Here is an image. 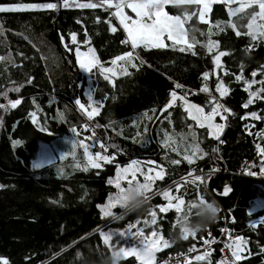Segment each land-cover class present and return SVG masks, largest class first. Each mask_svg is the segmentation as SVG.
I'll return each mask as SVG.
<instances>
[{"label": "trees", "instance_id": "trees-1", "mask_svg": "<svg viewBox=\"0 0 264 264\" xmlns=\"http://www.w3.org/2000/svg\"><path fill=\"white\" fill-rule=\"evenodd\" d=\"M77 2L87 3L89 0ZM13 3H57L58 8L0 13V24L5 30L6 40V45L0 44V55L11 54L17 65L13 67L0 62V97L3 98L6 94L10 100L21 99V104L16 108L0 112V186H3L0 187V257L8 259L9 264H107L112 253L109 246L103 243L100 233L123 229L137 219L142 222L147 217L149 208L164 203L156 195L139 210L127 212L122 218L109 223L110 220L102 217L100 207L115 192L114 186L108 181L115 177L117 164L124 167L132 160H153L167 169V175L161 181L162 186H167L174 180L183 181L181 177H187L188 171L192 169L197 170L194 173H199V169L207 172L214 167L211 157L213 139L207 136L206 130H199L188 119L180 101L169 110L171 116L167 119H163L167 115L164 113L156 121L159 114L157 111L153 121H144L148 124L149 131L143 143H133L131 139L136 131L132 126L133 122L144 113L151 115L152 109H161L173 90L178 94L190 90L189 100L205 107L206 111L209 110L207 94L199 92V88L205 83L202 73L206 71L212 76L206 83L214 95L217 76L226 82L230 92L221 100L234 113L228 117L221 137L222 143L218 147L219 157L228 172L220 176L219 183L225 185L239 178L236 174L246 164L254 166L251 170L257 171L259 156L256 146H264V139L256 133L264 131V122L242 117L247 116L250 111H256L258 115L264 113V100L256 101L248 109L243 108L248 93L244 91L243 84L235 80V75L240 74L241 64L244 65L243 75L246 79L250 78L253 70L260 72L264 65V42L246 51L248 38L236 36L231 28L213 35L211 38L219 42L220 50L229 52L222 59L228 75L224 71L215 70L211 57L203 55L199 48L195 49L197 55H192L191 52L181 53L171 47L136 50L145 63L139 70L130 69L131 76L112 78L115 87L97 73L94 77L93 100L102 102L103 107L93 120L88 121L84 117L91 126L88 130L92 133L94 129L98 140L108 145L115 144L120 151L109 147L107 154L115 156L113 163H103L99 169L84 170V155L76 151L74 159L68 154L71 147L68 143L70 132L64 118L57 117L58 111L61 112V105L81 113L74 103L75 99L87 104V81L76 63L73 48L89 45L101 63L108 64L115 56L131 50L130 45L126 47L120 42L125 39V35L117 22L113 24L117 27L115 33L108 29L107 24L96 22L97 16L102 20L108 18V13L101 8H64L62 0H0V4ZM168 9L177 14V9ZM188 10L195 8L189 6ZM209 19L227 20L223 5H214ZM78 20L80 23H77ZM193 22L197 30L189 32V39L195 37L201 42L203 35L200 30L204 31L206 25L198 22L195 17L189 23ZM236 22L238 26L243 23ZM71 33H76V44L70 42ZM40 34L55 47L67 69L60 72L58 77L48 76L35 46V39ZM64 45L69 50L64 49ZM29 76L33 80L31 84L26 83ZM176 83L182 84L183 89H175ZM20 84H23L20 91H14ZM29 113H35L37 123H33ZM169 119L172 124H168ZM110 121L115 122L114 125L105 127ZM188 125L193 126L200 147L209 153L191 166L182 159V155L177 156L170 149L161 147L162 129L169 133H187ZM41 127H45L47 131H41ZM121 129L123 133L117 135ZM13 140L21 143L13 146ZM56 140L68 155L64 154L63 159L57 157L45 166L34 168L33 164L38 162L42 147L52 145ZM169 159H180L181 163L171 165ZM77 163L81 166L75 167ZM213 181L212 178L207 182L206 189L201 185L204 190L200 192L207 202L218 204L220 212L213 223L197 232L195 239L189 237L185 240L180 236L172 211L164 213L158 219L159 231L170 241V247L157 254L159 264H163L170 256L188 252L192 245L196 246L197 251L189 254L190 259L203 253L206 247L204 239L215 241L211 245V259L215 264L219 260L220 249L227 234L222 233L221 228L229 229L232 236L241 235L248 240L247 251L243 254L245 258L239 264H264V252H261L264 249V224L258 223L255 229L249 226L253 220L264 217V210L249 215L247 209L253 196L240 188H235L226 198H217L211 189ZM193 189L196 188L188 185L181 193L195 198ZM122 212V209H114V214L118 216ZM195 212V209L191 213L187 212L190 222L196 220ZM225 220L228 222L225 223ZM183 260H180L181 264ZM119 264L137 262L134 257H128ZM191 264L207 262L192 260Z\"/></svg>", "mask_w": 264, "mask_h": 264}, {"label": "snow or ice", "instance_id": "snow-or-ice-1", "mask_svg": "<svg viewBox=\"0 0 264 264\" xmlns=\"http://www.w3.org/2000/svg\"><path fill=\"white\" fill-rule=\"evenodd\" d=\"M223 5L227 10L228 19L225 21H216L215 24L210 23L209 15L213 12L214 5ZM62 6L64 8L76 7L80 9H97L101 8L108 13V18L102 20L99 16L96 17V22H103L108 25V29L115 33L117 27L113 24L118 22V27L123 29V34L125 39L120 42L126 47L130 45L131 50H126L122 55H117L112 59L111 65L116 66L118 62H123L119 65L120 71L117 72L113 67H106L101 61L94 55V50L89 48L90 58L82 54L77 47L76 49V63L79 68L87 73H93L94 69L103 76L104 80L108 81L115 87L112 77L131 76L132 72L130 69L139 70V68L145 63L141 55L136 51L138 48H153V49H165L173 48L181 53L191 52L192 55H197L194 50L195 45L200 43L195 37L189 39V32L197 30L195 27V22L193 21L195 17L196 20L202 24L208 25L207 31V42L202 44L205 47L207 53L211 57V63L215 70L224 71L225 75H228V71L224 68L221 58L229 55V52L220 50L219 42L213 40L211 37L218 32H222L225 28H231L236 36H246L249 38L250 43L246 47V51L251 48L256 47L261 42H264V0H98V2H92L89 0L87 3H80L77 0H62ZM171 6L177 9V14H170L166 9ZM189 6H195V10H188ZM57 3H13V4H0V13L18 12L26 10H57ZM236 21H242L239 26ZM77 23H80L78 20ZM241 29H246L242 31ZM205 33L201 31V35ZM3 35V31H0V36ZM71 41L73 44L77 43L76 33H71ZM87 36V33H85ZM63 39V37L61 38ZM170 42V43H168ZM85 43H88L85 40ZM67 47V46H66ZM18 55L23 56V53H18ZM26 58V57H25ZM41 59L48 60V57L41 56ZM0 62L5 64H10L13 67H17L15 60L11 54L0 55ZM244 65H240V74L235 75V80L242 82L244 85V91L248 93L246 102L242 105L243 108L248 109L250 105L254 104L258 100H264V78L254 79L257 77V71L253 70L251 72V77L253 79H245L244 75ZM260 76L264 77V65L260 68ZM203 83L199 88V92L207 94V108L199 106L197 104L191 103L188 100V95L190 92H183L178 94L176 90L171 91L170 98L166 100V103L159 110L152 109V114L144 113L142 117L138 118L133 122V127L136 128L134 135L131 137L133 143H143L146 139V134L149 131L148 124L144 123L145 120L151 122L154 119L155 113L157 111L161 113H166L167 115L163 119H167L171 116V109L177 101H180L181 106L187 113L188 119L195 122L196 127L200 129L207 130V136L218 141H220V133L222 132L225 124L217 123L216 118L219 117L221 120H227L229 115H233L231 109L226 107L220 102V99L214 95L208 85L210 73H202ZM33 82L31 76L26 79V83L31 84ZM259 84L260 87L252 89V85ZM23 84L16 86L13 90L16 92L20 91ZM183 85L180 83L175 84V89H183ZM215 92L219 93V97L222 98L230 92V88L227 86L226 82L217 76V81L215 85ZM107 97H105L106 99ZM5 99L7 95L5 94ZM115 99V97H113ZM35 104V100H33ZM75 105L82 114L87 118L88 121L93 120L95 116L100 114V110L103 107V103L100 101H94L91 95L88 96L87 106L81 102L80 99H75ZM21 104V99H13L8 101V106L11 108H16ZM0 109L6 110V105L0 103ZM227 114V115H226ZM253 120H259L264 122V113L258 115L256 111H250L247 113ZM29 117L32 119L33 123H37L35 113H29ZM58 118H63V113H57ZM246 118V117H242ZM2 123V120H0ZM115 122L110 121L105 127H112ZM168 124H172L169 119ZM81 127L87 131L91 126L88 123H84ZM99 127V125H96ZM142 127V130H141ZM187 133H169L167 130L162 129L163 137L161 139V147L164 149H170L171 152L176 153L177 156L182 155V159L187 161L189 165H193L197 159H204L209 153L200 147V142L198 137L193 131V126L188 125ZM247 127V125H246ZM41 131H47L45 127L40 128ZM74 133V138L68 143L71 145L68 154H71L73 158H76V150L83 149V155L85 158V163L83 165L84 170L89 168L99 169L102 167V163L108 164L115 161L114 155L106 154L108 153L109 147L114 148L117 152L120 151L115 144H105L104 142L94 139L96 137L95 130L93 129L90 136H85L84 139H77L80 136V132L77 127H71L70 129ZM115 130V129H114ZM123 129L117 133L121 135ZM252 134L251 132L249 133ZM256 135L264 137V131L256 133ZM189 137L191 138L189 140ZM87 140H92V144L85 143ZM13 146L21 143L18 140L12 141ZM99 145V148L103 150L95 151L94 154L91 151L95 145ZM258 156L260 158V166L257 171L251 170V167L245 165L243 172L248 176L261 175L264 176V148L261 145H257ZM211 152L213 154H218V148L212 147ZM68 154H65L68 155ZM165 155L168 153L166 151ZM62 156L61 158H65ZM218 155H214L213 159H218ZM169 164L178 165L181 163L180 159H169ZM81 165L77 163L75 167H80ZM34 168L41 167L40 163H34ZM159 169V170H157ZM196 169L188 171L187 177H181L185 184H191L196 189H199L201 185H207V182L212 179V176L220 171L217 167L209 168L207 174H195ZM200 173H203V169H199ZM165 171L161 165H157L155 161L148 160L141 162L138 160H132L125 167L121 168L117 164V175L115 179H109L108 183L116 188V192L109 196L108 203L101 206V213L103 216L112 217L113 219H120L124 214L130 212L133 207H135L134 201L137 197H143V200L148 203L151 195H161L167 203L159 207L160 213H166L169 209H175L177 225L179 226L180 236L187 240L189 237L196 238V234L199 231L189 228L185 224V220L188 219L186 214H182L183 206H185L186 201L184 199V194L179 195L173 194V188L171 186L160 189L159 187L156 191H153V185L157 180H162L164 178ZM138 176L143 177V182L138 179ZM190 178V179H188ZM123 182V183H122ZM199 182V183H197ZM175 185V192L180 193L183 185L179 182H173ZM3 187V186H0ZM232 191L231 187L227 184L223 186V191L221 195L227 196ZM199 197V204H207L199 192H197ZM119 206L123 209L121 215L114 214L111 210ZM197 205H189V211L191 207ZM211 207V205H209ZM215 213L220 212V209H212ZM158 213L149 208L147 217L141 220L137 219L135 223H129L124 231L118 234L104 233L101 232L100 236L105 245H108L112 252V264H119L122 259H127L128 257H134L137 264H159L157 253L162 249L170 247V241L165 239L156 228H152L151 231L145 232L146 228H150L157 224ZM251 215V213H249ZM234 222V220H233ZM143 224L142 227L138 225ZM264 224V218L261 220H253L250 223V227L255 229L257 224ZM175 227V225H174ZM134 229V231H133ZM222 233L228 234V239L224 241V247L220 249L223 253L225 249L229 255H223L220 260L216 261L215 264H239V262L244 259V253L247 251L248 240L241 236L230 234V230L227 228H221ZM114 235L122 239H127L131 237L136 243L130 247L119 246L120 242L117 240L114 244ZM211 237V233H209ZM203 238V237H201ZM215 243L214 239H204L203 244L206 246L205 251L201 254L193 256L191 259L185 254L182 264H191L192 260L197 262L206 261L207 264H213L211 259L212 248L211 245ZM196 246L192 245L188 249V253L196 252ZM264 252V249H261ZM250 254V253H249ZM79 256V253H77ZM0 264H9L8 259L0 257ZM163 264H169V261H163ZM175 264H181L180 260H176Z\"/></svg>", "mask_w": 264, "mask_h": 264}, {"label": "rangeland", "instance_id": "rangeland-1", "mask_svg": "<svg viewBox=\"0 0 264 264\" xmlns=\"http://www.w3.org/2000/svg\"><path fill=\"white\" fill-rule=\"evenodd\" d=\"M169 7H171V6H169ZM194 8H195V6H193ZM223 9H224V12H225V14H226V16H227V10H226V8L223 6ZM167 11H169V13L170 14H173V12L172 11H170L168 8L166 9ZM210 16V15H209ZM227 19H228V16H227ZM209 21H210V23H212V24H215V22L216 21H219V20H210L209 19ZM117 24H118V22H117ZM206 28H205V30L203 31L205 34L203 35V40L200 42V43H197V46L195 47V49L196 48H199L200 49V51H201V53L203 54V55H209L208 53H207V50H206V48L205 47H202L201 45L202 44H204V43H206L207 42V39H208V36H207V31H208V25H206L205 26ZM122 29V28H121ZM246 30V29H245ZM0 31H3V35L2 36H0V44H5L6 45V40H5V30H4V28L1 26V24H0ZM122 31H123V29H122ZM198 31H199V29H198ZM202 30H200V32H201ZM198 37V36H197ZM248 38V37H247ZM199 39V38H198ZM213 40H216L215 38L213 39ZM217 41V40H216ZM248 41H249V43H250V40H249V38H248ZM70 42H72L71 41V38H70ZM168 43H170V42H168ZM35 46H36V48H37V50H38V52H39V54H40V56H45V57H48L49 59L48 60H45V59H43V63H44V66H45V69H46V71H47V74H48V76L49 77H58V75L60 74V72H62V71H67V69H66V67L63 65V62H62V59H61V57H60V55L58 54V52H57V50L55 49V47L44 37V35L43 34H40V35H38L37 37H36V39H35ZM64 47V49H66V50H69L65 45L63 46ZM77 47L79 48V50H80V52L82 53V54H84L86 57H89L90 58V56H91V54L89 53V48H91L89 45H84V47H82V46H75L74 48H73V53H74V55H75V58H76V49H77ZM220 48V47H219ZM92 49V48H91ZM140 48H138L137 49V51L139 50ZM148 49H153V48H148ZM194 49V50H195ZM221 49V48H220ZM94 55L96 56V54L94 53ZM121 63H123V62H118L117 63V65L116 66H113V65H111V62L110 63H108V64H104V66H106V67H113L114 68V70L115 71H117V72H119L120 71V68H119V65L121 64ZM80 71H81V73H82V76L85 78V80L87 81V87H86V89H85V96H86V98H87V104H88V96L89 95H91L92 97H93V85H94V81H95V75L98 73V71L97 70H95L94 69V71H93V73H87V72H84V71H82L81 69H80ZM260 72H258L257 71V77L256 78H254V79H257V80H259V79H262V78H264V77H261L260 76V74H259ZM112 78H114V77H112ZM212 78V76L210 77V79ZM245 78V77H244ZM216 79V78H215ZM246 79V78H245ZM249 79H253L252 77H251V75H250V78ZM242 83V82H241ZM243 84V83H242ZM244 86V85H243ZM257 87H260V85L259 84H254V85H252V89L254 90L255 88H257ZM187 92H190V90H186ZM219 99H220V102L222 103V98H220L219 97V93H216L215 94ZM188 98H189V96H188ZM10 99H5V97H3V98H1L0 97V103H2V104H5L6 105V110L5 109H0V112L1 113H5V112H7L11 107L10 106H8V101H9ZM87 104H86V106H87ZM182 107V106H181ZM182 109H184L183 107H182ZM61 112L63 113V118H64V120H65V122H66V126H67V128L69 129V132H70V136H69V138H70V140H72L73 138H74V133L70 130L71 129V127H77V130L80 132V136L79 137H77V139H84V137L85 136H90L91 135V132H90V130H87V131H85L82 127H81V125H83L84 123H87L86 122V120H85V117H84V115L82 114V112L80 113L79 111L77 112V111H75V110H72L70 107H68V106H66V105H61ZM227 115V114H226ZM230 116V115H229ZM228 116V117H229ZM244 117H250V116H244ZM220 119V118H219ZM246 119V118H245ZM217 123H223V124H225V127L223 128V130H222V132L220 133V141H221V137H222V134H223V132H224V130H225V128H226V124L228 123V118H227V120H219V122H217ZM261 138H263L264 139V137H261ZM94 139H98L97 138V136L94 138ZM56 143H54V144H52V145H49V146H43L42 147V149L40 150V153H39V158H38V163H40L41 164V167L42 166H45V165H47V164H49V163H51V162H53L54 160H56V158L57 157H62V156H64V151L62 150V148L61 147H59V145L60 144H58L57 143V140L55 141ZM85 143H88V144H92L93 143V141L92 140H87V141H85ZM221 143L222 142H218V141H216V146H217V148L219 147V145H221ZM262 148H264V146H262ZM76 151H79L81 154H83V149H77ZM91 151L93 152V154H94V152L95 151H101L102 152V154H105V153H103V150L102 149H100L99 148V145L97 144V145H95V147L94 148H92L91 149ZM107 154V153H106ZM216 155H218V157H219V152H218V154H216ZM217 161H222L221 160V158L219 157L218 159H216ZM198 162V160H196L195 161V163H197ZM102 164H103V162H101ZM194 163V164H195ZM157 165H159V164H157ZM189 165V164H188ZM189 166H191V165H189ZM259 166H260V158H259V164L256 166L257 167V172H258V169H259ZM125 167V166H124ZM163 167V166H162ZM214 167H217V168H219L220 169V171L219 172H217L216 174H219V173H221V168L219 167V166H217V165H215ZM121 168H123V167H121ZM164 168V171H165V175H164V178L166 177V175H167V169L165 168V167H163ZM157 170H159V169H157ZM203 173H205V172H203ZM198 174H202V173H198ZM207 173H205V175H206ZM222 174H225V172L223 171V173ZM116 175H117V171H116ZM116 175H115V177H116ZM186 176V175H185ZM184 176V177H185ZM214 176H215V174L212 176V178L214 179ZM115 177L114 178H112V179H115ZM255 180L254 181H258V182H263L264 181V176H261V175H256V176H252ZM163 178V179H164ZM138 179L141 181V182H143V177L142 176H138ZM162 179V180H163ZM162 180H157L156 182H155V184L153 185V191L155 192L156 191V189L159 187L160 189H164V188H167V187H169V186H171L172 188H173V194L174 195H179V194H181V192L180 193H176L175 192V185H174V181L175 182H179V183H181L182 185H183V187L181 188V191L183 190V189H185L188 185H191V184H185V182H184V180L183 181H180V180H174L173 182H171L169 185H167V186H162V184H161V181ZM123 183V182H122ZM197 183H199V182H197ZM115 188V187H114ZM203 188L200 186L199 187V189H193L194 190V193H195V198H191L190 196L189 197H187V196H185L184 195V199H185V201H186V204H185V206H183V212H182V214H186V215H188V213L187 212H189V213H191V211L192 210H196V206H193V207H191V211H189V205H197L198 206V204H199V197L197 196V192H199V194H200V196H202L203 197V195L201 194V190H202ZM205 189V188H204ZM203 189V190H204ZM115 192H116V188H115ZM114 192V193H115ZM113 195V194H112ZM158 195V197L160 198V200L161 201H163L164 203L162 204V205H158V206H163V205H165L166 203H167V201L166 200H164L163 199V197L161 196V195H159V194H157ZM150 196H151V198L152 197H154V196H156V195H151L150 194ZM204 198V197H203ZM109 199V198H108ZM204 200L207 202V200L204 198ZM108 203V200H107V202H106V204ZM207 203H209V202H207ZM154 207V208H151V209H153V210H155L157 213H158V215H160L159 217H158V215H157V224L156 225H154V226H152V227H150V228H146L145 229V232H149V231H151L152 230V228L154 227V228H156V230L161 234V232L159 231V226H158V219L161 217V215H163L164 213H160L159 212V207ZM116 208H119V209H121L119 206H117ZM114 209L115 208H113L111 211L114 213ZM123 210V209H122ZM258 210V207H257V204L256 205H254V206H252V207H249V209H247V212L248 213H253V212H255V211H257ZM100 211H101V207H100ZM168 211H172L173 213H174V215H175V221H174V224H176V226L179 228V226L177 225V220H176V212H175V209H169ZM167 213V212H166ZM101 215H102V213H101ZM102 217L103 218H105V219H107V220H110L109 221V223L110 222H112L113 220H116V219H112V217H106V216H103L102 215ZM108 223V222H107ZM143 226V224L141 223V225H138V227H142ZM127 227H125V228H123V229H117V230H113V231H109V232H107V233H112V234H118L119 232H121V231H124L125 229H126ZM133 231H134V229H133ZM162 235V234H161ZM228 239V235L226 234V236H225V240L224 241H226ZM117 240H119V242H120V244H119V246H123V247H130V246H132L134 243H136V241H134L131 237H128L127 239H122V238H120V237H118V235H114V238H113V244L117 241ZM223 244H224V242H223ZM223 247H224V245H223ZM164 249H166V248H164ZM164 249H162L161 251H163ZM160 251V252H161ZM112 253V252H111ZM158 254V253H157ZM221 259V258H220Z\"/></svg>", "mask_w": 264, "mask_h": 264}, {"label": "water", "instance_id": "water-1", "mask_svg": "<svg viewBox=\"0 0 264 264\" xmlns=\"http://www.w3.org/2000/svg\"><path fill=\"white\" fill-rule=\"evenodd\" d=\"M222 59H223V57L221 58V60ZM163 114L164 113L159 112V114L156 117V121L159 120ZM213 141H214L213 142V147H217L216 146V140L213 139ZM214 155H216V154H213L211 152L212 160L214 161L215 165H217V166H219L221 168V173L216 174L214 176V181H213L212 187H211L212 193L217 198H226L233 192V190L235 188H240V189H243V190L247 191L248 193H250L253 196V198L256 199V201L261 206V208L264 210V184H262L261 182H258V181L247 182V181H245L243 179L236 178V179H233L231 182L227 183V185H229L231 187L232 191L227 196H224V195L220 194L223 191V186L224 185H221L219 183V178L222 175L223 171L225 170V165H224V163L222 161H217L216 159H213Z\"/></svg>", "mask_w": 264, "mask_h": 264}, {"label": "clouds", "instance_id": "clouds-1", "mask_svg": "<svg viewBox=\"0 0 264 264\" xmlns=\"http://www.w3.org/2000/svg\"><path fill=\"white\" fill-rule=\"evenodd\" d=\"M135 207L131 209V211L139 210L142 208L146 202L143 200V197H137L134 201ZM211 205V207H209ZM212 209H219L218 204L215 202L207 203V204H198L195 212L196 220L190 222L188 219L185 220V224L196 231H202L203 229L207 228L211 223H213L216 218L218 211L215 213ZM107 264H112V259L107 262Z\"/></svg>", "mask_w": 264, "mask_h": 264}, {"label": "built area", "instance_id": "built-area-1", "mask_svg": "<svg viewBox=\"0 0 264 264\" xmlns=\"http://www.w3.org/2000/svg\"><path fill=\"white\" fill-rule=\"evenodd\" d=\"M207 172H208V171H207ZM207 172H205V173H207ZM224 172H225V174L228 173L226 170H224ZM205 173H202V174H205ZM195 174H198V173H194V175H195ZM215 175H216V174H215ZM236 176H238L239 178H246V179L253 180V181L255 180L252 176H248V175L244 174L243 170L239 171V172L236 174ZM263 182H264V181H263ZM203 186H204V188L206 189V186H207V185H203ZM256 204H257V207H258V210H257V211H260V210L263 211V209H262L261 206L258 204V202L256 201V199L252 198V199L249 201V207H252V206H254V205H256ZM262 218H264V217H258L257 221H258V220H261ZM224 222L227 223L228 221L225 220ZM224 234H225V233H224ZM223 245H224V244L222 243V247H221V248H223ZM205 249H206V247H205ZM185 254H186L187 256H189L190 253L185 252V253H183V254H176V255L170 256V257H169L168 259H166L165 261H169V264H175V261H176L177 259H178V260H183ZM223 255H229V256H230V253H228L226 249H225V252H223V253L220 251V257H219V260H220V258H221Z\"/></svg>", "mask_w": 264, "mask_h": 264}, {"label": "flooded vegetation", "instance_id": "flooded-vegetation-1", "mask_svg": "<svg viewBox=\"0 0 264 264\" xmlns=\"http://www.w3.org/2000/svg\"><path fill=\"white\" fill-rule=\"evenodd\" d=\"M188 99H189V98H188ZM192 103H193V102H192ZM205 110H206V109H205ZM219 120H220L219 117H217V118H216V122H219ZM192 123L195 124L194 121H192ZM226 125H227V124H226ZM195 126H196V125H195ZM197 128H198V127H197ZM198 129H199V130H206V129H200V128H198ZM206 131H207V130H206ZM209 138H210V137H209ZM210 139H212V138H210Z\"/></svg>", "mask_w": 264, "mask_h": 264}]
</instances>
